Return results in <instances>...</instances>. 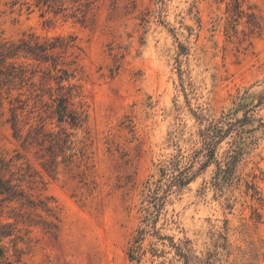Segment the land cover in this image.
<instances>
[{"label":"rangeland","instance_id":"1","mask_svg":"<svg viewBox=\"0 0 264 264\" xmlns=\"http://www.w3.org/2000/svg\"><path fill=\"white\" fill-rule=\"evenodd\" d=\"M239 1L97 0L79 20L0 0L1 37L73 40L56 56L84 117L59 122L66 90L16 59L0 179L37 205L0 195V264H264V0Z\"/></svg>","mask_w":264,"mask_h":264},{"label":"trees","instance_id":"2","mask_svg":"<svg viewBox=\"0 0 264 264\" xmlns=\"http://www.w3.org/2000/svg\"><path fill=\"white\" fill-rule=\"evenodd\" d=\"M35 5L39 7L43 14L46 12H52L54 15L70 14L72 17H76L79 20H85L92 5L97 0H34ZM239 4V0H236ZM74 46L72 39H66L61 36L54 37L52 39H40L34 34L28 36H23L19 40H10L0 36V90L4 82L14 81L18 78L23 79L26 77V73L30 70L28 67L23 65H18L16 59L19 57H24L27 60L31 59L39 64H45L46 70L42 78L44 81H51L54 79L58 85L59 90H66L61 96L55 97L54 94L50 93V99L53 100L52 114L57 118L59 122H67L72 126L79 127L82 126L84 122L83 112H77L75 109L70 107L71 100L74 97L72 89L74 85L66 86L65 82L70 84V78L73 77V71L65 66L66 62H61L56 56V52H67L69 48ZM29 66V65H28ZM54 71H57L56 73ZM37 71H32L30 79L36 77ZM51 90V87H50ZM20 102V100L18 101ZM11 109L16 112L18 109H25V106H12ZM50 135H53L50 133ZM211 142L208 146H212ZM71 149V147H68ZM235 162V161H234ZM230 162L229 164H231ZM233 164V163H232ZM3 168V159H0V169ZM45 169H47L45 167ZM167 169L162 170V175L165 176ZM22 181L25 179H33V172L31 167L27 168V171L23 174ZM30 178V179H28ZM188 174L180 173L175 180L179 185H185L189 180ZM165 179V178H164ZM163 183L162 179L154 182L157 187ZM151 188V186H149ZM159 189V188H157ZM0 195H6V197L11 201H17L23 203V200H28V203L33 205L34 201L30 200L25 196L22 190L17 189L14 184H7L5 181L0 179ZM41 208L45 210L49 215L51 210L46 207V204L41 202ZM38 208V207H37ZM3 226L0 223V227ZM9 234H4L0 230V241Z\"/></svg>","mask_w":264,"mask_h":264}]
</instances>
